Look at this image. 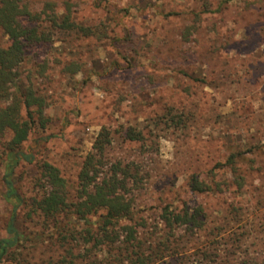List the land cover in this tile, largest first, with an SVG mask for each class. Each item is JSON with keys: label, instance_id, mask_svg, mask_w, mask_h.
I'll use <instances>...</instances> for the list:
<instances>
[{"label": "rangeland", "instance_id": "1", "mask_svg": "<svg viewBox=\"0 0 264 264\" xmlns=\"http://www.w3.org/2000/svg\"><path fill=\"white\" fill-rule=\"evenodd\" d=\"M20 2L29 12L26 25L51 33L48 46L28 52L27 65L48 63L37 83L51 123L21 149L32 160L13 177L24 199L18 228L32 240L43 232L27 217L44 192L43 164L58 168L74 191L84 160L97 153L98 181L117 167L138 179L127 197L149 227L161 222L163 208L205 214L204 229L186 245L190 263L208 264L198 253L215 239L219 256L209 264H264V0ZM64 9L92 32L48 30L54 14L61 24ZM7 43L0 31V44ZM136 134L142 138L130 140ZM107 135L109 145L102 143ZM11 138L1 148L0 241L13 209L3 180ZM239 151L246 154L236 168L245 179L236 192L225 183L239 174L227 164ZM194 177L216 190L194 191ZM178 235L188 236L183 229ZM232 238L240 242L233 246ZM33 245L25 251L29 264L55 254L46 235Z\"/></svg>", "mask_w": 264, "mask_h": 264}, {"label": "trees", "instance_id": "2", "mask_svg": "<svg viewBox=\"0 0 264 264\" xmlns=\"http://www.w3.org/2000/svg\"><path fill=\"white\" fill-rule=\"evenodd\" d=\"M208 3L205 4V12L212 13ZM63 11L65 18L61 24L58 23L59 15L54 14L52 23L46 25L50 28L48 30L77 29V33L87 36L92 32L75 25L71 21L70 10ZM26 16L29 12L20 0L0 2V31L8 38L6 46L0 44V162L3 140L11 133L3 180L7 189L6 200L13 208L7 226L8 237L0 241V264H29V253H25L29 249L28 243L34 244L30 250L35 249L44 235L52 241L56 251L40 264H192L189 260L191 256L185 251L186 245L192 242L191 237H196L197 232L204 229L205 214L192 213L189 209L163 208L165 213L160 215L161 222L149 227L147 220L139 215L127 197L130 185L138 183V179L129 169L117 167L111 170L107 181H98L97 153L84 160L74 191L70 190L58 168L49 163L43 164L41 180L44 192L34 199L27 213L29 219H38L43 232L37 233L32 240L31 234L18 228L24 199L17 192L13 177L22 161L32 160L31 155L21 149L36 131L47 129L51 123L45 114L48 98L37 83L39 78L45 77L48 63L43 67L36 65L38 63L27 66L28 52L48 46L51 33L32 24L26 25ZM129 138L138 141L142 135ZM102 143H111L108 135ZM245 154L239 151L228 159V169L232 173H239L236 166ZM244 179L245 175L239 173L235 182L227 181L225 184L237 192L238 188L234 185L242 189ZM213 184L217 190H223L225 186L214 179ZM191 185L194 191L200 193L216 190L214 187H203L195 177ZM181 229L188 236L178 235ZM215 231L216 228H213L210 236ZM239 242L240 239H231L233 246ZM220 245L221 241L212 239L201 248L198 255L202 262L209 264L215 260L219 256L217 248Z\"/></svg>", "mask_w": 264, "mask_h": 264}, {"label": "clouds", "instance_id": "3", "mask_svg": "<svg viewBox=\"0 0 264 264\" xmlns=\"http://www.w3.org/2000/svg\"><path fill=\"white\" fill-rule=\"evenodd\" d=\"M169 147H171V145H169ZM165 158L167 159V158H170L169 156H165Z\"/></svg>", "mask_w": 264, "mask_h": 264}]
</instances>
